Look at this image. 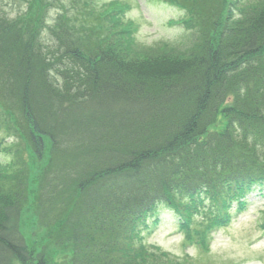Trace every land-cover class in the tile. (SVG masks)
I'll return each mask as SVG.
<instances>
[{
  "label": "trees",
  "instance_id": "16d2710c",
  "mask_svg": "<svg viewBox=\"0 0 264 264\" xmlns=\"http://www.w3.org/2000/svg\"><path fill=\"white\" fill-rule=\"evenodd\" d=\"M51 1L63 9L53 25L0 6V102L49 156L40 225L59 227L70 264H149L143 228L161 206L204 244L264 189V0H170L187 11L183 44L143 57L123 8L118 29L93 0ZM1 169L0 264H51L21 231L27 161Z\"/></svg>",
  "mask_w": 264,
  "mask_h": 264
},
{
  "label": "rangeland",
  "instance_id": "374dc122",
  "mask_svg": "<svg viewBox=\"0 0 264 264\" xmlns=\"http://www.w3.org/2000/svg\"><path fill=\"white\" fill-rule=\"evenodd\" d=\"M179 1L186 3L191 0ZM243 1L245 6L251 7L263 0ZM70 2L71 0H64L66 6H69ZM169 2L170 0H93L91 9L96 15L107 17L112 15L113 11L118 13L117 10L123 8L125 18L132 19L134 22L129 26L132 44V47L129 46V52L138 57L155 56L167 48V45L162 44L163 41L169 47H174V44L178 42L182 45L183 37L187 33L185 23L178 22L185 17L187 11ZM0 6L12 17L29 14V16H37V21L41 19L47 25H53L59 12L63 11L51 0H0ZM112 18L117 20L118 29L128 27L127 22H121L118 14H113ZM113 20H108V23L111 24ZM0 144L2 145L0 170L3 169L1 167L16 162L19 156L28 163L30 194L29 203L22 214L21 231L30 248L36 253H44V258L51 264H70L72 259L70 245L58 244L56 241L59 227L44 228L39 223L36 202L38 180L49 156L43 160L37 159L26 139L15 130L13 117L1 102ZM11 147L14 151L9 153ZM248 202L245 212L234 213V219L230 225L213 232L209 250L197 243L185 244L184 235L178 228L177 216L169 209L163 210L160 214L161 223L156 227L152 225L151 233L143 234L145 240L142 244L146 246L151 256L148 263L264 264V229L262 228L264 195L261 196L259 193L250 195ZM202 219L203 215H199V220ZM165 255L168 257L166 258ZM37 259L38 257L34 258V260Z\"/></svg>",
  "mask_w": 264,
  "mask_h": 264
}]
</instances>
